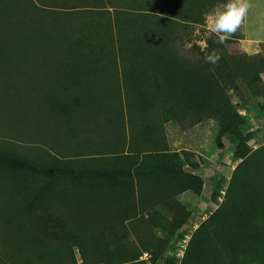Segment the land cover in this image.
<instances>
[{
  "label": "trees",
  "instance_id": "trees-1",
  "mask_svg": "<svg viewBox=\"0 0 264 264\" xmlns=\"http://www.w3.org/2000/svg\"><path fill=\"white\" fill-rule=\"evenodd\" d=\"M227 3L0 0V73L30 80L41 88L43 118L72 136H97L95 150L109 152L49 164L0 146L9 258L159 264L169 242L155 232L173 238L191 218L180 197H200L205 187L195 173L201 157L172 151L166 128L212 120L220 150L225 136L236 143L238 166L181 264H264V145L250 147L253 134L242 133L245 117L231 94L264 92V49L248 55L230 39L216 42L205 14ZM213 51L219 61L205 62Z\"/></svg>",
  "mask_w": 264,
  "mask_h": 264
},
{
  "label": "rangeland",
  "instance_id": "rangeland-1",
  "mask_svg": "<svg viewBox=\"0 0 264 264\" xmlns=\"http://www.w3.org/2000/svg\"><path fill=\"white\" fill-rule=\"evenodd\" d=\"M242 2L248 5L247 11L239 28L229 39L233 50L256 55L264 49V0ZM216 10L223 11L224 6ZM206 27L211 31L208 22ZM199 44L205 45L204 42ZM0 75V146L24 154L36 162L49 164H57L59 161L79 163L91 156L109 154L104 150H95L99 140L97 136H83L82 133L78 137L72 136L65 127L43 118L45 108L41 88L30 83V80L22 79L21 75L16 79L3 73ZM262 79L264 84V74ZM231 94L234 105L245 117L242 133L253 134L250 147L256 150L264 145V92L254 96L243 87L240 93ZM166 130L172 151H190L201 157V168L195 173L205 181L200 197L191 192L180 197L190 212L189 222L171 239L168 229L155 232L157 237L169 242L159 264H181L193 233L217 211L225 199L226 190L238 166L234 159L236 143L225 136L222 138L224 149L220 150L216 144L220 128L212 120L187 131L173 125H168ZM4 239L0 227V264H18L8 257V246ZM75 254L81 262L77 250ZM147 255L142 259H149L150 255Z\"/></svg>",
  "mask_w": 264,
  "mask_h": 264
},
{
  "label": "clouds",
  "instance_id": "clouds-1",
  "mask_svg": "<svg viewBox=\"0 0 264 264\" xmlns=\"http://www.w3.org/2000/svg\"><path fill=\"white\" fill-rule=\"evenodd\" d=\"M248 5L242 0H228L224 10H214L205 14L212 33L216 36V42L225 44L229 37L239 28L241 21L247 11ZM220 57L215 51L206 54L205 62L217 63Z\"/></svg>",
  "mask_w": 264,
  "mask_h": 264
},
{
  "label": "built area",
  "instance_id": "built-area-1",
  "mask_svg": "<svg viewBox=\"0 0 264 264\" xmlns=\"http://www.w3.org/2000/svg\"><path fill=\"white\" fill-rule=\"evenodd\" d=\"M145 256H148L147 254H145Z\"/></svg>",
  "mask_w": 264,
  "mask_h": 264
}]
</instances>
